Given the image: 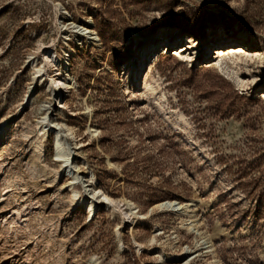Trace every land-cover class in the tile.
<instances>
[{
    "label": "rangeland",
    "instance_id": "obj_1",
    "mask_svg": "<svg viewBox=\"0 0 264 264\" xmlns=\"http://www.w3.org/2000/svg\"><path fill=\"white\" fill-rule=\"evenodd\" d=\"M0 264H264V0H0Z\"/></svg>",
    "mask_w": 264,
    "mask_h": 264
},
{
    "label": "bare ground",
    "instance_id": "obj_2",
    "mask_svg": "<svg viewBox=\"0 0 264 264\" xmlns=\"http://www.w3.org/2000/svg\"><path fill=\"white\" fill-rule=\"evenodd\" d=\"M80 34H82L84 36V38L87 39V41L89 43L91 41H93L96 46L98 45L99 40H98L97 33L94 30H92L90 23H86L84 25H81ZM69 35H71V34H69ZM231 38L232 37H228V36L221 38L222 39V41H221L222 46L214 49V51H215L214 53L217 54L216 57H219L220 55H223L225 53L224 49L226 47L224 46V43L230 41ZM231 41H233L235 43L237 42L239 44V46H237V47H239V49L245 48V43H243L242 41H239L237 39H232ZM180 48L182 49L181 52H186L189 49V46L186 45V46H182ZM45 51H46L45 57H44L45 63L41 68L37 69V71H36L37 77L42 76L46 73V70L51 65L52 61L56 62L58 73H59V75L64 76V79L53 78L49 83V87L53 91V93L55 94L56 99L60 100L59 102L61 103L62 102L61 101V98H62V90L61 89L63 88L65 82H67L69 85H72L75 83L72 78L70 79L67 77L68 60H69V57L71 56V50L66 49L64 57L60 58V59H56V58H58V55L55 51H49L48 49H46ZM67 55H69V56L66 58ZM30 90H31V88H30ZM28 97L31 98L30 95H28ZM47 109H49V108H47ZM53 123L54 122L51 120V116L49 114L44 116L39 121L40 133L43 136L48 135L51 130L56 128V124L55 123L53 124ZM55 132H56V156L58 159L62 160L61 167H62V170L64 171V173L68 174L73 180V182L70 184V186L72 187L71 190L73 192V197L78 202L88 201L87 207H88V212L91 216H93L96 213L97 209L102 204H106L108 206L111 205L113 207H116L117 202L115 200H113L112 198H110L103 191H101L95 187H92L89 183V180L84 179L83 176L81 175V171H79V167L74 165V152H73V150L69 144V141H68V135L72 134V131L68 129L67 132H69V134H67V133H64L61 129H56ZM77 184H82V186L84 187L85 193H86V198L84 197V195L81 192L76 190L75 187ZM88 187H90V189ZM127 205L129 207L128 210L125 212L123 211V214H122L124 220H126L127 218H130L131 215L136 214L138 212L135 208H133L131 206L130 203H127ZM156 207L159 209H162V210H167V211H172V212L178 213L179 210L184 208V204L177 202V201L164 200V201L156 204ZM189 216L191 217V215H189ZM197 243H198V245H203L205 243V241H202V239H200V240H197ZM209 247H211V246H207L205 248H209ZM184 253H187V252H184ZM194 257H196V256H194Z\"/></svg>",
    "mask_w": 264,
    "mask_h": 264
}]
</instances>
